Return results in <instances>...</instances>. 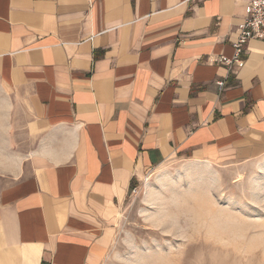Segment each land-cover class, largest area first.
Here are the masks:
<instances>
[{
    "label": "crops",
    "instance_id": "crops-1",
    "mask_svg": "<svg viewBox=\"0 0 264 264\" xmlns=\"http://www.w3.org/2000/svg\"><path fill=\"white\" fill-rule=\"evenodd\" d=\"M248 1L0 0V264H103L148 172L264 156Z\"/></svg>",
    "mask_w": 264,
    "mask_h": 264
},
{
    "label": "rangeland",
    "instance_id": "rangeland-1",
    "mask_svg": "<svg viewBox=\"0 0 264 264\" xmlns=\"http://www.w3.org/2000/svg\"><path fill=\"white\" fill-rule=\"evenodd\" d=\"M116 226L103 264H264V156L170 160L131 190Z\"/></svg>",
    "mask_w": 264,
    "mask_h": 264
},
{
    "label": "built area",
    "instance_id": "built-area-1",
    "mask_svg": "<svg viewBox=\"0 0 264 264\" xmlns=\"http://www.w3.org/2000/svg\"><path fill=\"white\" fill-rule=\"evenodd\" d=\"M237 39L234 42L237 54L241 52L244 44L251 40H264V0H249L247 14L237 28ZM226 64L232 60L223 58ZM134 192V190H133Z\"/></svg>",
    "mask_w": 264,
    "mask_h": 264
},
{
    "label": "bare ground",
    "instance_id": "bare-ground-1",
    "mask_svg": "<svg viewBox=\"0 0 264 264\" xmlns=\"http://www.w3.org/2000/svg\"><path fill=\"white\" fill-rule=\"evenodd\" d=\"M241 176V175H240ZM160 178L162 179V175H160L159 177H158V179L160 180ZM162 181V180H161ZM152 189H154V187H153V185H152V183H150V182H147L146 183V186H145V201L148 203L149 202V204H151L150 202L153 200H151L150 201V198H152L154 195H152L153 194V192H155V191H151ZM151 195H152V197H151ZM156 201V200H155ZM153 202V201H152ZM154 203V202H153ZM146 204V203H145ZM147 205V204H146ZM147 209V208H146ZM143 210H145V209H143ZM143 210H142V212H143ZM148 211V210H147ZM144 214H146V213H144ZM149 217H150V215L149 214H147ZM146 218V217H145ZM151 218V217H150Z\"/></svg>",
    "mask_w": 264,
    "mask_h": 264
}]
</instances>
